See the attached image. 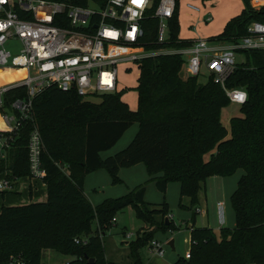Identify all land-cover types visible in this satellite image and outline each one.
<instances>
[{"label":"trees","instance_id":"trees-1","mask_svg":"<svg viewBox=\"0 0 264 264\" xmlns=\"http://www.w3.org/2000/svg\"><path fill=\"white\" fill-rule=\"evenodd\" d=\"M57 1L79 5L106 2ZM180 1L169 19L168 40L158 43L157 18L153 16L158 0H152L141 20V41L146 48L189 43L190 39L179 36ZM243 3L241 11L211 38L233 40L246 33L251 19L264 21V5L254 9L249 0ZM54 22L59 24L57 18ZM240 51L244 61L237 63L227 85L243 86L247 99L239 105L240 115L229 118L228 128L220 118L221 109L230 103L228 96L211 77L201 83L197 76L181 75L183 57L178 53L141 59L135 109L121 99L120 91L101 94L99 101L87 100L73 89L63 90L55 84L38 91L32 97L31 115L21 120L6 156L0 157V176L7 174L14 182L29 175L27 143L36 126L43 141L40 158L47 196L43 201L1 206L0 264H7L11 255L21 257L25 264H45L41 260L43 248L74 255L67 264H113L103 253L101 235L115 220V212L127 206H132L136 218L147 225L129 243L128 264H142L138 249L153 238L154 232L177 228L170 217L165 221L167 202L146 201L143 183L96 204L83 190L89 172L105 168L116 184L121 182L119 169L137 162H143L151 176L162 172L154 177L161 192H165L169 181L179 182L180 195L187 196L193 208L192 221L198 191L206 177L230 175L242 168L244 172L230 194L235 224L218 230L192 224L189 256L180 255L172 264H264V53ZM24 74L25 70L20 71V77ZM3 81L0 85L7 82ZM26 91L25 85L6 90L0 110L17 113L11 102L17 97L26 98ZM133 122L138 128L130 141L101 157L100 152L112 147ZM0 128H5L1 118ZM208 152L209 158L205 159ZM75 237H87V241L76 242Z\"/></svg>","mask_w":264,"mask_h":264},{"label":"built area","instance_id":"built-area-1","mask_svg":"<svg viewBox=\"0 0 264 264\" xmlns=\"http://www.w3.org/2000/svg\"><path fill=\"white\" fill-rule=\"evenodd\" d=\"M152 3V0H106L104 5L91 1L79 5L57 0H0V68L25 70L23 77L0 85V107L2 94L9 88L25 85L27 90L26 98L17 97L11 102L17 113L0 110L5 125L0 128V157L6 156L21 120L31 115L32 97L38 91L55 84L63 90L73 89L83 97L114 93L118 91V66L123 65L124 72L139 69L141 59L149 55L181 54L183 75L198 77L204 70L208 78L222 87L230 102L240 105L246 101L245 88L228 86L227 80L237 63L244 61L240 49L264 53V21L251 20L246 33L233 40L194 37L184 45L146 48L141 41V20ZM185 5L192 12H200L202 7L191 1ZM176 6L177 0H158L153 10L158 43L168 40L169 19ZM203 13L204 22L212 19L209 10ZM56 18L59 24L54 22ZM13 40L19 43L14 51L6 45ZM42 147L40 131L34 126L27 143L29 176L40 179L45 175L40 158ZM12 184L13 179L7 174L0 176V190H9ZM217 207L222 223L223 202L218 201ZM74 240L85 242L87 237ZM149 247L154 254H163L160 240L152 238ZM188 256L189 252L185 257ZM7 264L25 263L21 257L11 255Z\"/></svg>","mask_w":264,"mask_h":264},{"label":"rangeland","instance_id":"rangeland-1","mask_svg":"<svg viewBox=\"0 0 264 264\" xmlns=\"http://www.w3.org/2000/svg\"><path fill=\"white\" fill-rule=\"evenodd\" d=\"M191 1L195 4L203 5L202 0H181L180 1V10L178 14L179 20V33L184 37H209L220 33L226 21L233 15L239 13L244 6L243 0H205L204 3L207 7L210 8V13L212 19L210 21L204 22L200 21L204 17V10L201 12H192L186 9L185 3ZM250 5L254 9L260 8L264 5V2L255 4L252 0H249ZM198 18L199 22L195 24L193 28L190 27L192 20ZM251 20H259L257 18H253ZM7 47L12 51L16 50L19 43L18 41H8L6 43ZM139 75V69L133 68L129 72H124L123 65L118 66V91L121 93V99L125 101L130 109H135L137 107V91L135 86L137 84V77ZM181 75H183V71L181 70ZM6 76L8 79V74L5 75L0 71V80L3 81V77ZM185 76V75H183ZM5 79L4 81H7ZM208 79L207 74L204 70L198 75V82L204 83ZM3 81V82H4ZM101 95L99 94H89L84 98L91 101H99ZM233 115H240L239 104L230 102L228 105L224 106L221 109L220 118L222 123L228 128L229 127V118ZM137 130V123L133 122L121 136V138L110 148L103 150L101 153L103 156H107L109 154L114 153L116 150L124 147L129 140L132 138L134 133ZM111 149V150H110ZM110 150V151H108ZM108 151V152H106ZM215 149H212L211 152H214ZM210 153H206L204 158H209ZM143 170L141 168H137V170L132 173H128L129 170H126L125 175L127 174L128 179L118 184H113L107 172H105L106 176L99 175L97 176V185L96 190H94L91 186L93 180L90 178L85 183V190L89 192L93 197L95 196H117L124 192H126L129 188L134 186L136 183H133L136 180L138 183H143L145 186V198L152 203H160L165 200L168 204V217L177 225V228L174 230H156L154 232L153 238H156L161 241L163 246L164 254L161 256L152 254L149 247V242L143 244L139 249L138 253L141 259L142 264H172L173 261L180 255H184L189 247V237L187 235V227L183 218H187L188 216H192L193 208L190 206L189 198L187 196H181L179 189L176 188V181L170 182V186L168 192H161L155 185L154 179H149L148 172L146 170L145 164L141 162ZM127 169V168H125ZM130 169V168H129ZM244 172L242 168H238L232 176H230L229 181L235 179V186L230 187V193L227 195V199L224 198L221 191V177H206L203 186L199 189V196L201 200L204 201L207 198V206H208V220L206 215L195 213L196 221L195 225L200 226L201 224L209 225L210 227H215L219 224V214L217 210L216 201L218 198L227 200L226 205L232 209L230 202V194L236 187L237 179ZM225 183L226 192H229V184L230 182ZM132 183V186H131ZM217 186V190L214 191V186ZM233 186V180H232ZM115 188H120L122 191L113 190ZM26 191V190H24ZM22 191L18 193L15 190H8L5 192V196L0 203H4L7 199L9 201H19L26 200L29 201V197L25 196V193ZM110 194V195H109ZM12 195V196H7ZM27 195V194H26ZM29 195V194H28ZM27 195V196H28ZM1 196V193H0ZM1 198V197H0ZM145 199V200H146ZM146 200V201H147ZM36 201V200H31ZM24 202V201H22ZM30 202V201H29ZM180 202L183 204L180 205ZM194 217V218H195ZM116 220H112V224L109 228H107L102 237L103 244V253L107 260H110L113 264H128L131 262L130 257V246L129 243L132 239L136 237V232L139 231L141 233L144 228L147 226L146 223L142 225L145 226L142 228L140 224L142 223L138 218H136L134 209L132 206H127L120 211L115 212ZM92 230L95 228V222L93 221ZM127 232L129 236L127 237L125 233ZM175 238L174 248L168 243V238ZM74 258V255L70 253H62L57 250L51 248H43L41 251V260L45 264H66L67 261Z\"/></svg>","mask_w":264,"mask_h":264},{"label":"crops","instance_id":"crops-1","mask_svg":"<svg viewBox=\"0 0 264 264\" xmlns=\"http://www.w3.org/2000/svg\"><path fill=\"white\" fill-rule=\"evenodd\" d=\"M203 5H202V7H201V11L202 10H209L210 11V8L209 7H207L206 6V4L203 2L202 3ZM187 9V8H186ZM180 10V9H179ZM200 11V12H201ZM196 13H198V12H196ZM200 21H202V19H200ZM197 22H199V19L198 18H196V19H194V20H192V23L191 24H193V26L190 24V27L191 28H193L194 26H195V24L197 23ZM179 36L180 37H182V38H188V39H191V38H194V37H184V36H182L180 33H179ZM196 37V36H195ZM137 123V122H136ZM137 128H138V123H137ZM126 131V130H125ZM124 134V133H123ZM122 134V135H123ZM133 137V136H132ZM121 138V137H120ZM119 138V139H120ZM118 139V140H119ZM117 140V141H118ZM130 141V140H129ZM111 150V149H110ZM110 150H108V151H110ZM108 151H106V152H108ZM117 151V150H116ZM102 152V151H101ZM100 152V155H101V157H105V156H103L102 155V153ZM141 164V162H137V163H135V164H132V165H130V166H126V167H121L120 169H119V177L121 178V182H123V181H126L127 179H128V176H127V174L128 173H132L133 171H135V170H137V168H141L142 170H143V167H142V165H140ZM125 168H127V169H125ZM130 168V169H129ZM64 169L65 170H67L66 169V167L64 166ZM126 170H129V172L127 173L126 172ZM105 172H107V170L105 169V168H98V169H96V170H94V171H92V172H89L88 174H86V176H85V178H84V181H83V190H84V192H85V194L88 196V198H89V200L93 203V204H96V203H99L100 201H102L104 198H106V197H116V196H104V197H102V196H100V195H98V196H95V197H93L89 192H86V190H85V183L87 182V180H89L90 178H92L93 180H89L88 182H91L92 181V188L94 189V190H96V185H97V176H99V175H103V176H106L105 174ZM125 172L127 173L126 175H125ZM108 173V172H107ZM162 174V172H158V173H156L155 175H153V176H151V175H149V179H154V177L155 176H159V175H161ZM108 175H109V173H108ZM215 176H221V175H211V177H215ZM230 176H232V174H230V175H225V176H222L221 177V181H222V185H221V191H223L222 192V194L224 195V198L225 199H227V195H229V193H230V187H231V189H232V187H234L235 186V179H232L233 180V186H232V180L231 181H229V178H230ZM109 177H110V175H109ZM210 177V176H209ZM111 179V178H110ZM155 180V179H154ZM238 180V179H237ZM230 182V184H229V192H226V187H225V183L226 182ZM121 182H119V183H121ZM170 182H172V181H169L168 183H167V186H166V190H165V192H168V189H169V186H170ZM176 182H178V181H176ZM133 183H136L134 186H136L137 184H139L136 180H134L133 181ZM116 184H118V183H116ZM131 186H132V183H131ZM134 186H132L131 188H133ZM176 188L177 189H179V182L178 183H176ZM214 186V191H216L218 188H217V186L214 184L213 185ZM131 188H129L126 192H128ZM10 191H12V190H15V191H17L18 193H21L22 191H24V190H26V191H24V192H26L25 193V196L28 198L29 197V201L31 202V200H36V201H43V200H45L46 199V196H47V194H46V186H45V183L43 182V180L42 179H40V178H35V177H31V176H29V175H25V176H21V177H19V178H17L16 180H14V182H13V184H12V188L11 189H9ZM113 190H115V192L116 191H122V189H120V188H115V189H113ZM8 190H5V192H7ZM5 192H3V193H1V201L3 200V198H4V196H5ZM126 192H124V193H126ZM124 193H122V194H124ZM226 193H227V195H226ZM28 196H27V195ZM122 194H120V195H122ZM110 195V194H109ZM120 195H117V196H120ZM7 196H12V195H7ZM144 199H146L145 198V192H144ZM225 199H220V198H218L217 199V201H216V204H217V202L218 201H222L223 202V207H222V213H223V222L222 223H219L218 225H216L215 227H213L215 230H218V228L220 227V226H233L234 224H235V217H234V210H233V208L231 209L230 207H229V205H226V202H227V200H225ZM147 200V199H146ZM22 201H24V202H22ZM19 200V201H9V200H5L4 201V203H6L5 205H17V204H24V203H28L29 201H26V200ZM148 201V200H147ZM3 205V203H0V208H1V206ZM196 212L197 213H200V214H204V215H206V218H207V220H208V206H207V198H206V200L204 201V203H203V201L201 200V198H200V196H199V192H198V204L196 205ZM217 210H218V207H217ZM115 220H116V218H115ZM140 220V219H139ZM183 221H184V223L186 224V227H187V235H188V237H189V241H190V226L193 224L194 226H196L195 225V222L194 221H192L191 220V217L190 216H188L187 215V218H183L182 219ZM194 220L196 221V217L194 218ZM141 221V220H140ZM142 222V221H141ZM143 224V222L140 224V226L142 227V228H144L145 226H143L142 225ZM203 225H205V224H201L200 226H203ZM207 226H209V225H207ZM125 233H127V232H125ZM137 233V232H136ZM170 241H172V248H174V242H175V238H172V237H169L168 238V243L170 242ZM189 245H190V242H189ZM187 249H189V247L187 248ZM186 253H188V250L185 252V254L183 255V256H185L186 255ZM152 254H154V253H152ZM163 254H164V251H163ZM162 254V255H163ZM154 255H157V254H154ZM158 256H161V255H158ZM68 262V261H67ZM67 264V263H66ZM245 264H255V263H245Z\"/></svg>","mask_w":264,"mask_h":264},{"label":"bare ground","instance_id":"bare-ground-1","mask_svg":"<svg viewBox=\"0 0 264 264\" xmlns=\"http://www.w3.org/2000/svg\"><path fill=\"white\" fill-rule=\"evenodd\" d=\"M0 71L1 72L6 71L9 73L8 76H10L11 79H8V81L6 82V83H8V82H11V81H14L16 79L21 78L20 77V71H24V68H0ZM3 84H5V83H3Z\"/></svg>","mask_w":264,"mask_h":264},{"label":"water","instance_id":"water-1","mask_svg":"<svg viewBox=\"0 0 264 264\" xmlns=\"http://www.w3.org/2000/svg\"><path fill=\"white\" fill-rule=\"evenodd\" d=\"M165 221L168 222V216L165 217ZM169 244L172 245V241H170ZM88 260L89 261H92L93 259L92 258H89Z\"/></svg>","mask_w":264,"mask_h":264}]
</instances>
